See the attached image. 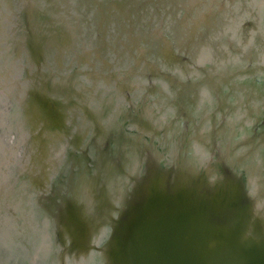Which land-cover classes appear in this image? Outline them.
I'll return each mask as SVG.
<instances>
[{"label": "water", "instance_id": "95a60500", "mask_svg": "<svg viewBox=\"0 0 264 264\" xmlns=\"http://www.w3.org/2000/svg\"><path fill=\"white\" fill-rule=\"evenodd\" d=\"M262 9L0 0V264H264Z\"/></svg>", "mask_w": 264, "mask_h": 264}, {"label": "flooded vegetation", "instance_id": "af4514ba", "mask_svg": "<svg viewBox=\"0 0 264 264\" xmlns=\"http://www.w3.org/2000/svg\"><path fill=\"white\" fill-rule=\"evenodd\" d=\"M263 13H262V15H260L259 13H253L252 15H249L251 18H250V20H251V22L252 21H254V20H258V29H259V31H264V9H262L261 10ZM256 14V16H254ZM58 220V221H57ZM60 218H53V222L55 221V223H54V225H55V230L57 229L59 232H61V234L59 233V232H57V233H54L55 234V238L53 239V241H51V244H52V246L53 247H56L55 248V250H54V252H56V253H58V250H59V248H60V250H59V257H56V258H54L52 261H54V264H59V262L61 263L63 260H64V256L65 257H67L66 256V254H64V255H62L63 254V252H65L63 249H64V246H66V248L67 247H69V246H72L71 244H70V241H69V239L67 238V235H66V233H63L62 234V232H64V230H62V229H65V231L66 230H68L67 228H66V226L64 227L63 225H61V223H60ZM64 227V228H63ZM77 238V237H76ZM85 238V237H84ZM91 238H92V235H91ZM34 239H37V238H34ZM38 239H40V238H38ZM86 239V238H85ZM61 240V241H60ZM67 241V242H66ZM66 242V243H65ZM62 244V245H61ZM83 244H84V240L82 241V239H75V246L74 247H83ZM103 245V244H102ZM101 245V246H102ZM81 248H80V250H81ZM63 251V252H62ZM55 253V254H56ZM63 256V257H62ZM60 258H61V260H60ZM78 259H80V260H78V262L77 261H73V264L75 263V264H79L80 263V261H81V263H82V260H81V256L79 255L78 257H77ZM89 262V264H98V259H97V257H92V259H91V261H88ZM85 263V262H84ZM49 264H51V262H49ZM65 264V263H64ZM70 264V263H69ZM85 264H88V263H85Z\"/></svg>", "mask_w": 264, "mask_h": 264}, {"label": "rangeland", "instance_id": "374dc122", "mask_svg": "<svg viewBox=\"0 0 264 264\" xmlns=\"http://www.w3.org/2000/svg\"><path fill=\"white\" fill-rule=\"evenodd\" d=\"M263 13V12H262ZM262 13L260 14V15H262ZM241 34V33H240ZM238 46H240L239 45V43L237 44ZM242 50H243V48H242ZM225 51H227V49H225ZM168 90V88L166 89V91ZM169 93V92H168ZM155 106V105H154ZM154 106H153V108H154ZM66 205V207H71V209L73 208V206H74V204L72 203V202H67V204H65Z\"/></svg>", "mask_w": 264, "mask_h": 264}, {"label": "bare ground", "instance_id": "6f19581e", "mask_svg": "<svg viewBox=\"0 0 264 264\" xmlns=\"http://www.w3.org/2000/svg\"><path fill=\"white\" fill-rule=\"evenodd\" d=\"M61 215H63V213H60V216H61ZM63 228H64V227H63ZM62 230L65 231V229H62ZM57 231H58V230H57ZM60 234H61V233H60ZM83 240L85 241V238H82V241H83ZM60 241H61V240H60ZM87 241H88V239H87ZM61 245H62V244H61ZM62 252H63V251H62ZM59 256H60V255H59ZM62 257H63V256H62ZM60 260H61V258H60Z\"/></svg>", "mask_w": 264, "mask_h": 264}]
</instances>
